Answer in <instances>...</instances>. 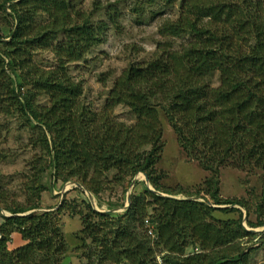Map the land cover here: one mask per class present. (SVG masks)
<instances>
[{
    "label": "trees",
    "instance_id": "16d2710c",
    "mask_svg": "<svg viewBox=\"0 0 264 264\" xmlns=\"http://www.w3.org/2000/svg\"><path fill=\"white\" fill-rule=\"evenodd\" d=\"M236 2L134 0L136 16L151 20L162 12L160 8L177 5L175 19H165L158 29L169 41L157 43V53L146 63L129 65L111 85L107 113L94 114L81 105L82 87L68 78L64 66L82 60L100 42L104 24L73 23L76 12L69 0H1V26L11 27L6 37L0 36V114L17 116L32 129L43 130L39 141L49 156V161L31 165L30 197L39 200L48 186L61 180L74 181L99 199L100 182L111 172L116 185L143 173L154 191L175 197H159L144 187L142 193L130 195L121 213H98L89 199H82L85 209L75 213L83 227L79 234L84 244L90 240L100 246L94 256L100 263L153 264L146 219L158 238L156 248L166 252L167 264H248L253 243L261 244L258 234L244 229L239 209L214 207L244 205L221 198L222 169L264 175V0ZM40 16L46 18L45 24L37 21ZM172 40L179 41L177 47ZM38 50L54 54L56 70L41 72L32 65V54ZM23 88L31 91L22 93ZM36 96L46 98L47 105L36 107L32 103ZM120 106L133 115L132 125L110 117ZM159 110L186 158L197 161L210 176L193 192L166 189L161 185L165 175L155 176L164 147ZM179 195L183 198H176ZM114 206L108 201L107 210ZM3 208L16 216L0 217V264L64 261L67 245L57 225L64 207L26 216L22 215L40 205ZM263 211L257 205V222L248 223L249 228L264 226ZM214 212L239 216L219 220ZM114 219L117 227L107 236L108 222ZM13 233L24 245L10 250ZM243 241L249 244L245 251Z\"/></svg>",
    "mask_w": 264,
    "mask_h": 264
},
{
    "label": "rangeland",
    "instance_id": "374dc122",
    "mask_svg": "<svg viewBox=\"0 0 264 264\" xmlns=\"http://www.w3.org/2000/svg\"><path fill=\"white\" fill-rule=\"evenodd\" d=\"M69 1H71L76 12V18L73 23L81 24L87 21L90 25L98 26L99 23H102L105 27L104 29L101 27L102 34L100 33V38L98 37L100 42L90 48L82 57V60L66 64L64 71L71 81L82 87L81 105L94 114H106V97L113 81L129 65H142L149 61L158 51L157 43L164 44L169 41L168 39H162L158 29L165 19H175L174 14L178 7L174 4L175 8L171 7L166 10L160 8L158 11L162 12L151 20L148 16H136L132 11L134 0ZM241 1L239 0L236 4ZM7 11L9 12V10ZM37 21L45 24L46 18L40 16ZM1 25L2 22H0V36L6 37L10 32L11 26ZM62 37V32H59L57 39L60 40ZM8 40L5 39L4 41L7 42ZM172 41V46L174 48L177 47L179 41ZM31 59L32 65H35L38 71L47 72L57 69V59L48 50L34 52ZM216 79V76L212 79L213 86L216 85ZM30 91L31 89L29 88L21 90L22 93ZM33 101L32 103L36 107L47 105V99L42 96H36ZM110 117H115L117 123L125 126H130L134 122L133 115L130 114L127 108L122 106L115 108ZM159 121L162 128V143L164 147L160 160L154 168L156 170L155 176L160 173L165 175L161 185L166 189L181 188L186 192H193L194 187L199 185L209 175L202 170L197 161L186 158L167 122L165 114L161 110H159ZM35 128L32 129L17 116L0 114V199L5 198L4 201L6 202L0 207V217L16 216L4 210V206L18 208L30 204H39L40 209L35 210V212L50 211L53 213L64 207L62 211H59L57 225L64 235L67 250L64 255L65 259L60 264H106L100 263L94 258V256H97V251L101 249L100 246L91 243L90 240H86L84 244L83 235L79 234L83 227L81 217L75 213L78 210L84 211L85 209L84 204H81V200L90 198L91 201H89L93 210L98 213H121L127 205V195L140 194L143 192L144 187H147L153 193L155 192L159 197V194H165L154 191L149 182L146 185L143 173L136 174L130 182H128V178H125L120 184L116 185L111 180L114 174L111 172L108 173L107 180L103 179L104 181L100 182L102 193L99 199L91 196L87 190L74 181L62 184L61 180L54 181L51 186H48L46 191L40 195L39 200L38 198L30 197L31 193L27 191V187L32 177L31 165L37 160L49 161L47 151L39 141L40 137L45 135L44 131L37 126ZM47 138H49V135H47ZM36 139L37 144H33ZM60 177H64V175ZM136 181L139 183L136 184ZM218 181H220L219 188L222 199L243 202L244 205L236 206L242 213L243 224L256 223L258 217L256 214L257 205H261L264 210V195L261 196L264 175L260 171L246 173L226 168L220 171ZM77 185L79 187H76ZM29 197L32 201H30ZM167 198H171V196ZM176 198L183 197L179 195ZM108 201L116 204V206L112 207L113 210H107ZM205 201L211 205L208 197ZM97 202L101 203L103 207H98ZM123 204L124 206L120 208V205ZM213 216L219 220H235L239 213L225 214L214 212ZM259 218L261 219V216ZM117 224L115 219L108 222L107 236L111 229L117 227L115 226ZM258 230L255 233H258V240L261 239L262 242L259 246H257L256 242L253 243V246H256L250 250L249 259L247 258L249 260V262L247 261L248 264H264V228ZM102 237L100 239H103ZM11 240L10 250L24 245L18 234L13 233ZM244 241L241 242L243 251L247 249L245 246H249V244H244ZM158 250L160 249L154 252ZM215 250L220 252V249ZM205 254H208V252H205ZM232 254L234 255V253Z\"/></svg>",
    "mask_w": 264,
    "mask_h": 264
},
{
    "label": "clouds",
    "instance_id": "9594fccd",
    "mask_svg": "<svg viewBox=\"0 0 264 264\" xmlns=\"http://www.w3.org/2000/svg\"><path fill=\"white\" fill-rule=\"evenodd\" d=\"M167 196V195H166ZM171 198H175V197H171ZM214 207H218V206H214ZM224 207L225 208H227V206L226 205H224ZM230 207H234V208H236V206H229V208ZM127 208V207H126ZM125 208V209H126ZM147 220V219H146ZM145 221V220H144ZM144 224V223H143ZM150 224V223H149ZM151 226V225H150ZM243 227H244V229L247 231V232H250V233H253V234H258V233H255V232H257V231H259L258 229H262V228H264V226L263 227H260V228H250V229H248L249 227L247 226V225H245V224H243ZM151 228L153 229V227L151 226ZM144 229H145V232H146V236L150 239V242L152 243V245L151 246H153L154 247V251L155 250H157V248H156V245H157V242H158V238H157V236H156V234H155V236H156V240H154V239H151L148 235H147V229H146V227H145V225H144ZM154 231V230H153ZM161 253H165V255H164V257L166 256V252H163L162 250H158L157 252H154V261H155V257H156V255H159V254H161ZM165 259V258H164ZM154 264V263H153Z\"/></svg>",
    "mask_w": 264,
    "mask_h": 264
},
{
    "label": "built area",
    "instance_id": "2783aa9c",
    "mask_svg": "<svg viewBox=\"0 0 264 264\" xmlns=\"http://www.w3.org/2000/svg\"><path fill=\"white\" fill-rule=\"evenodd\" d=\"M144 225H145V227H146V229H147V235H148L151 239L156 240V236H155L154 231H153V229L151 228V226H150L148 220H145V221H144ZM164 255H165V253H161V254H159V255H156V257H155V261H154V264H167L166 261H165V259H164Z\"/></svg>",
    "mask_w": 264,
    "mask_h": 264
},
{
    "label": "water",
    "instance_id": "95a60500",
    "mask_svg": "<svg viewBox=\"0 0 264 264\" xmlns=\"http://www.w3.org/2000/svg\"><path fill=\"white\" fill-rule=\"evenodd\" d=\"M143 178H144V181H145V183H146V185H148V180H147V178L145 177V176H143ZM76 187H79L78 185L76 186ZM150 189V188H149ZM64 193V192H63ZM155 193V192H154ZM156 194V193H155ZM161 197H164V198H167L168 196H166V195H161V194H159ZM89 200L91 201V199L89 198ZM129 203H130V196L129 195H127V197H126V206H125V208L126 207H128V205H129ZM218 207H221V208H225L224 206H218ZM35 211H32V212H30V213H34ZM30 213H28V214H30ZM28 214H24V215H22V216H26V215H28Z\"/></svg>",
    "mask_w": 264,
    "mask_h": 264
}]
</instances>
